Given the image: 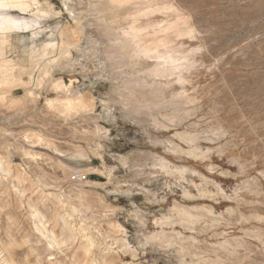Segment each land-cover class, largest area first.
Segmentation results:
<instances>
[{
    "label": "rangeland",
    "instance_id": "rangeland-1",
    "mask_svg": "<svg viewBox=\"0 0 264 264\" xmlns=\"http://www.w3.org/2000/svg\"><path fill=\"white\" fill-rule=\"evenodd\" d=\"M27 8L0 31V264H264V0Z\"/></svg>",
    "mask_w": 264,
    "mask_h": 264
},
{
    "label": "bare ground",
    "instance_id": "bare-ground-1",
    "mask_svg": "<svg viewBox=\"0 0 264 264\" xmlns=\"http://www.w3.org/2000/svg\"><path fill=\"white\" fill-rule=\"evenodd\" d=\"M28 1L29 0H0V31L13 30V29H17V28H20V27H29L31 22H30V20L28 18L18 19L16 17V15H14L13 12H12L14 9L20 8V7L24 8L25 10L28 9L27 8L28 7ZM45 3H46V1H45ZM22 12H24V11H22ZM4 43H5V40H4ZM6 66H7V64L3 65V67L0 68V71L3 72L4 70H6ZM8 69H10V67ZM63 101H64V104L67 105V106H75L76 107L77 105H73L75 103L78 104L79 106H81L80 100H79V102H77L78 100L76 102H74L72 99L69 98V99H66V100H63ZM50 102H51V100H49V103ZM72 108H74V107H72Z\"/></svg>",
    "mask_w": 264,
    "mask_h": 264
}]
</instances>
